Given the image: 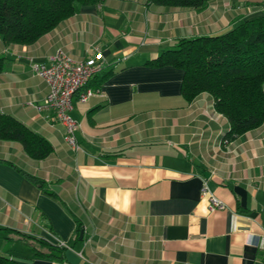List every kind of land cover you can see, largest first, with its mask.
<instances>
[{"label": "crops", "instance_id": "0c3cea01", "mask_svg": "<svg viewBox=\"0 0 264 264\" xmlns=\"http://www.w3.org/2000/svg\"><path fill=\"white\" fill-rule=\"evenodd\" d=\"M263 4L213 0L196 11L106 0L34 44L0 37V115L53 148L35 160L0 140V253L19 264H264V124L229 142L210 94L188 102L183 71L147 65L181 39L263 16ZM59 49L76 61L102 54L95 94L75 99L71 113L79 151L38 109L49 88L31 64H49ZM205 184L225 210L210 211Z\"/></svg>", "mask_w": 264, "mask_h": 264}, {"label": "trees", "instance_id": "16d2710c", "mask_svg": "<svg viewBox=\"0 0 264 264\" xmlns=\"http://www.w3.org/2000/svg\"><path fill=\"white\" fill-rule=\"evenodd\" d=\"M105 1L0 0V37L7 45L34 44L82 7ZM153 1L170 8L202 11L213 0ZM147 65L183 71L182 95L188 102L210 94L217 113L230 123L226 135L229 142L264 124V15L220 36L181 39ZM4 69L5 60L0 58V73ZM0 140L21 143L35 160H43L53 152L47 140L9 116L0 115ZM36 183L45 188L44 182ZM39 243L49 252H62L58 247ZM0 264L19 263L0 253Z\"/></svg>", "mask_w": 264, "mask_h": 264}, {"label": "built area", "instance_id": "2783aa9c", "mask_svg": "<svg viewBox=\"0 0 264 264\" xmlns=\"http://www.w3.org/2000/svg\"><path fill=\"white\" fill-rule=\"evenodd\" d=\"M101 59L102 54L97 50L94 57L76 61L64 50L59 49L49 64H31L33 73L49 88L43 105L38 109L54 115V118L65 128V141L75 151L80 150L76 138L80 124L71 115L74 101L78 99L79 102L86 103L95 94V91L89 88V84L102 71V64L98 62ZM202 195L208 197L211 212L227 208L221 200L213 196L206 184Z\"/></svg>", "mask_w": 264, "mask_h": 264}, {"label": "water", "instance_id": "95a60500", "mask_svg": "<svg viewBox=\"0 0 264 264\" xmlns=\"http://www.w3.org/2000/svg\"><path fill=\"white\" fill-rule=\"evenodd\" d=\"M81 237H83V232L81 233Z\"/></svg>", "mask_w": 264, "mask_h": 264}]
</instances>
